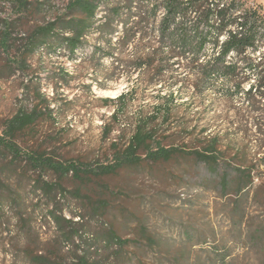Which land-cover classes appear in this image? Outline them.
<instances>
[{
	"label": "rangeland",
	"instance_id": "rangeland-1",
	"mask_svg": "<svg viewBox=\"0 0 264 264\" xmlns=\"http://www.w3.org/2000/svg\"><path fill=\"white\" fill-rule=\"evenodd\" d=\"M68 1L30 0L27 11L18 13L14 0H0V25L13 23L8 52L0 48V137L11 140L21 153L13 163L0 149V201L9 202L10 194L21 198L14 211L4 207L5 229L25 234L30 241L35 234L54 238L55 227L44 215L56 209L75 223L77 234L61 253L55 244L42 248L58 255L63 264L83 253H89L95 264H264V138L256 125L264 114H248L242 93L227 100L212 91L210 86L220 81L209 80L200 99L190 91L173 101L169 98L168 104L177 106L172 107L170 123L157 121L151 126L167 148L185 146L175 135L184 116L206 126L209 135L218 134L225 162L244 164L252 172L253 185L240 199L221 192L203 164L186 155L152 163L140 154L138 165L111 175L82 173L80 180L72 172L35 171L27 163V155H40L63 165L82 164L86 174L112 165L136 122L157 116L167 98L166 90L146 86L137 74L123 75L113 58L93 56L95 46L107 49L93 30L74 57L60 46L43 45L26 53V39L33 30L63 13ZM251 1L264 11V0ZM104 15L101 6L97 18ZM21 54L27 57V67L15 66L12 73L7 60ZM249 84L256 80H247L244 87ZM33 110L38 118L32 126L12 138L5 135L7 121ZM44 183L53 185L54 191L42 193ZM19 212L24 215L16 223ZM111 233L128 243L121 247L109 242ZM21 251L0 250V264H21L15 258ZM221 254H227L225 262L220 261Z\"/></svg>",
	"mask_w": 264,
	"mask_h": 264
},
{
	"label": "trees",
	"instance_id": "trees-1",
	"mask_svg": "<svg viewBox=\"0 0 264 264\" xmlns=\"http://www.w3.org/2000/svg\"><path fill=\"white\" fill-rule=\"evenodd\" d=\"M14 5L19 9L18 13L26 12L30 0H14ZM101 6L105 8V15L98 19L97 11ZM12 28L11 21L0 25V48L3 51L8 52ZM92 30L107 45V49L95 46L93 56L98 54L100 59L113 58L123 75L130 78L137 74V78L144 81L146 86H159L161 92L166 90L167 98L159 105L157 116L140 118L136 122L127 146L115 152L112 165L86 174L82 164L63 165L40 155H27V163L35 171L52 169L60 175L72 172L73 177L80 180L82 173L86 176L111 175L126 166L138 165L142 160L140 154H145L146 161L152 163L168 162L175 156L186 155L203 164L217 188L225 195L233 193L239 199L244 197L253 185L252 172L244 164L225 162L219 146L222 139L218 134L209 135L206 126H200L198 120L190 123L184 116L177 125L175 135L186 143L185 146L167 148L157 140V133L151 124L157 121L170 123L172 107L177 106L168 104L167 100L172 98L173 101L174 96H183L188 91L200 99L208 90L209 80L220 81L219 85L214 84L210 89L221 93L227 100L242 93L246 98L248 114H264L262 7L251 0H69L63 13L33 30L26 39L25 51L33 54L43 45L51 48L60 46L70 57H74L83 49L86 36ZM112 38L116 39L114 43ZM7 62L12 67V73L16 71L13 70L15 66L18 69L27 67V57L22 54L8 58ZM251 78L256 80V84H249L245 88L244 83ZM131 93L133 91L122 94L118 102ZM37 116L36 110L30 114L18 113L7 121L5 135L12 138L17 132L29 128ZM259 119L262 122L256 125L264 138V118ZM248 132L244 130L245 136L250 137ZM0 149L13 163L21 157L17 146L8 138L0 137ZM1 187L0 180L2 192ZM40 190L50 194L54 186L44 183ZM10 197L9 202L0 201L1 252L12 254L22 250L15 256L21 264H63L58 255L45 253L42 247L55 244L61 253L62 246L72 242L77 234L75 223L52 209L44 217L53 223L56 237L43 239L35 234L34 240L30 241L25 234H12L7 230L8 224L3 222L4 207L14 211L21 198L14 194H10ZM23 215L19 212L16 223L21 221ZM108 241L121 247L128 243L114 233L110 234ZM219 257L220 261L225 262L227 254ZM64 261L67 262L66 259ZM69 264L95 263L90 261L89 253H83L74 254Z\"/></svg>",
	"mask_w": 264,
	"mask_h": 264
}]
</instances>
